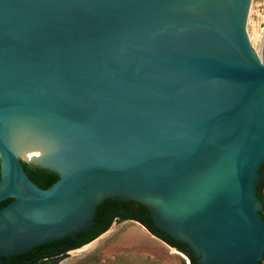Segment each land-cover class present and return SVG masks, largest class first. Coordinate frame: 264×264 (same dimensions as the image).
Returning a JSON list of instances; mask_svg holds the SVG:
<instances>
[{
  "label": "water",
  "instance_id": "water-1",
  "mask_svg": "<svg viewBox=\"0 0 264 264\" xmlns=\"http://www.w3.org/2000/svg\"><path fill=\"white\" fill-rule=\"evenodd\" d=\"M250 3L0 0L1 264L130 201L198 264L263 263Z\"/></svg>",
  "mask_w": 264,
  "mask_h": 264
},
{
  "label": "rangeland",
  "instance_id": "rangeland-1",
  "mask_svg": "<svg viewBox=\"0 0 264 264\" xmlns=\"http://www.w3.org/2000/svg\"><path fill=\"white\" fill-rule=\"evenodd\" d=\"M246 32L250 46L260 55L264 37V0H251ZM262 193L264 196V187ZM135 226L149 234L137 222L114 220L107 231L82 248L68 251L57 264H170L160 255V251L148 248L135 239L128 241L125 233Z\"/></svg>",
  "mask_w": 264,
  "mask_h": 264
},
{
  "label": "trees",
  "instance_id": "trees-1",
  "mask_svg": "<svg viewBox=\"0 0 264 264\" xmlns=\"http://www.w3.org/2000/svg\"><path fill=\"white\" fill-rule=\"evenodd\" d=\"M263 187L264 181L260 193V199L264 204ZM262 216L264 218V212H262ZM122 217H130L138 221L144 225L148 231L164 240L169 245L184 252H188L190 254L188 264H198L194 254L179 241L173 239L167 232L157 228L153 218L136 201L102 206L95 213V217L93 218L94 222L88 231L76 232L77 238L66 236L56 241L44 243L29 249L25 257H29L31 261L27 264H54V262H58L64 258L69 249H77L82 245H86L107 231L114 220H120Z\"/></svg>",
  "mask_w": 264,
  "mask_h": 264
},
{
  "label": "bare ground",
  "instance_id": "bare-ground-1",
  "mask_svg": "<svg viewBox=\"0 0 264 264\" xmlns=\"http://www.w3.org/2000/svg\"><path fill=\"white\" fill-rule=\"evenodd\" d=\"M125 234H126V237H129L128 241L131 242L133 239H135L137 240L138 243L146 245L148 248L154 249L156 251H160V255H162V248L164 247V245L158 242L156 239H154L149 234L144 233L138 227L135 226V227L129 228Z\"/></svg>",
  "mask_w": 264,
  "mask_h": 264
},
{
  "label": "flooded vegetation",
  "instance_id": "flooded-vegetation-1",
  "mask_svg": "<svg viewBox=\"0 0 264 264\" xmlns=\"http://www.w3.org/2000/svg\"><path fill=\"white\" fill-rule=\"evenodd\" d=\"M120 220L121 221H125V220L135 221V220L131 219L130 217H122V219H120ZM70 250H73V249H69V251ZM26 252L18 253L16 255H12L9 258V264H27L28 262H30L31 259L29 257H25L26 256ZM44 262H47V261H44ZM0 264H1V262H0Z\"/></svg>",
  "mask_w": 264,
  "mask_h": 264
}]
</instances>
